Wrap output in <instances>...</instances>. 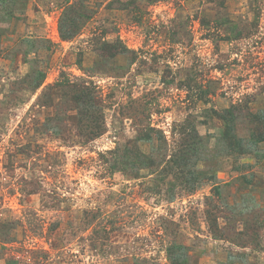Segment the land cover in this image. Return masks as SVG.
Returning <instances> with one entry per match:
<instances>
[{
  "label": "rangeland",
  "instance_id": "rangeland-1",
  "mask_svg": "<svg viewBox=\"0 0 264 264\" xmlns=\"http://www.w3.org/2000/svg\"><path fill=\"white\" fill-rule=\"evenodd\" d=\"M229 127L264 139V0H0V264H264Z\"/></svg>",
  "mask_w": 264,
  "mask_h": 264
},
{
  "label": "trees",
  "instance_id": "trees-1",
  "mask_svg": "<svg viewBox=\"0 0 264 264\" xmlns=\"http://www.w3.org/2000/svg\"><path fill=\"white\" fill-rule=\"evenodd\" d=\"M231 127L228 128V131L226 132L224 138H226L230 142V149L228 154H233L236 152H239L241 154H250L253 149L261 142H264L263 136H255L253 135L252 139L248 141V144H245V140L242 138L234 137V134L231 133ZM233 138V139H231ZM237 150V151H236Z\"/></svg>",
  "mask_w": 264,
  "mask_h": 264
}]
</instances>
